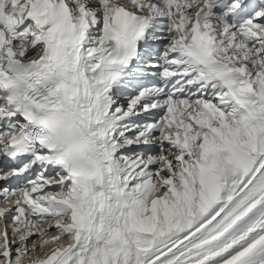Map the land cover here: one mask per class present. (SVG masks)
I'll return each instance as SVG.
<instances>
[{
    "label": "snow or ice",
    "instance_id": "1",
    "mask_svg": "<svg viewBox=\"0 0 264 264\" xmlns=\"http://www.w3.org/2000/svg\"><path fill=\"white\" fill-rule=\"evenodd\" d=\"M0 152V264H264V0H0Z\"/></svg>",
    "mask_w": 264,
    "mask_h": 264
},
{
    "label": "bare ground",
    "instance_id": "2",
    "mask_svg": "<svg viewBox=\"0 0 264 264\" xmlns=\"http://www.w3.org/2000/svg\"><path fill=\"white\" fill-rule=\"evenodd\" d=\"M0 206H2V205H0ZM42 255V254H41Z\"/></svg>",
    "mask_w": 264,
    "mask_h": 264
}]
</instances>
